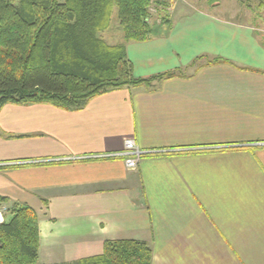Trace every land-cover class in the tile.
Here are the masks:
<instances>
[{"label": "crops", "instance_id": "obj_1", "mask_svg": "<svg viewBox=\"0 0 264 264\" xmlns=\"http://www.w3.org/2000/svg\"><path fill=\"white\" fill-rule=\"evenodd\" d=\"M174 16L127 55L137 79L181 76L76 112H0V196L37 213L39 264L118 240L149 244L152 264H264V32L198 7ZM127 139L147 152L135 171L110 157Z\"/></svg>", "mask_w": 264, "mask_h": 264}, {"label": "trees", "instance_id": "obj_2", "mask_svg": "<svg viewBox=\"0 0 264 264\" xmlns=\"http://www.w3.org/2000/svg\"><path fill=\"white\" fill-rule=\"evenodd\" d=\"M155 0H0V112L6 105H49L76 112L92 100L125 87L152 86L182 74L137 79L127 44L155 33L149 23ZM115 8L124 44L109 45L100 34ZM222 60L208 63L216 64ZM7 207L0 223V264H39L37 213L0 196ZM149 244L105 243L101 255L75 264H152Z\"/></svg>", "mask_w": 264, "mask_h": 264}, {"label": "rangeland", "instance_id": "obj_3", "mask_svg": "<svg viewBox=\"0 0 264 264\" xmlns=\"http://www.w3.org/2000/svg\"><path fill=\"white\" fill-rule=\"evenodd\" d=\"M155 2L150 10L151 17L149 19L154 31L156 24H165L178 12L198 7L210 10L212 13L236 23L253 25L256 22L255 25L264 32V0H155ZM100 37L109 44L122 43L124 33L119 24L117 8L114 10L110 29L101 33ZM7 210V207L2 208L3 217Z\"/></svg>", "mask_w": 264, "mask_h": 264}, {"label": "built area", "instance_id": "obj_4", "mask_svg": "<svg viewBox=\"0 0 264 264\" xmlns=\"http://www.w3.org/2000/svg\"><path fill=\"white\" fill-rule=\"evenodd\" d=\"M146 154L147 152L141 150L132 139H127L123 151L110 157L123 159L127 169L135 171ZM3 222L4 217L0 209V223Z\"/></svg>", "mask_w": 264, "mask_h": 264}]
</instances>
